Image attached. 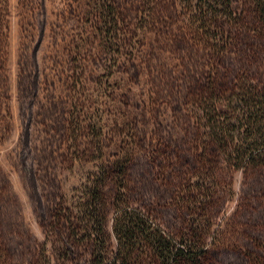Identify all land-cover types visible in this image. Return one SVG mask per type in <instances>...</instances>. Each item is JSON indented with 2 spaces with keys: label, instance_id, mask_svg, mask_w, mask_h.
<instances>
[{
  "label": "rangeland",
  "instance_id": "obj_1",
  "mask_svg": "<svg viewBox=\"0 0 264 264\" xmlns=\"http://www.w3.org/2000/svg\"><path fill=\"white\" fill-rule=\"evenodd\" d=\"M194 2L0 0V264H91L81 202L111 169L110 234L125 205L203 264H264V163L199 119L264 91V25L247 0L216 23Z\"/></svg>",
  "mask_w": 264,
  "mask_h": 264
},
{
  "label": "trees",
  "instance_id": "obj_2",
  "mask_svg": "<svg viewBox=\"0 0 264 264\" xmlns=\"http://www.w3.org/2000/svg\"><path fill=\"white\" fill-rule=\"evenodd\" d=\"M193 9L201 14L206 23L219 22L222 17L234 15V0H193ZM256 16L264 25V0H247ZM219 98L213 93L206 97L207 106L199 115L201 123L210 129L211 139L218 142L226 152L235 155L239 164L264 163V91L250 87L234 93L230 98L236 107L225 112L215 103ZM204 120V122H203ZM103 179L95 180L89 186L87 197L81 202L85 227L93 248L91 264H203L205 250L194 243L179 244L159 227H154L150 219L128 206H119L113 218L112 233L107 229L105 208L107 179L113 177V169L104 170ZM118 175V203L125 201L124 172ZM114 176V177H115ZM111 236L115 238V248L111 251ZM148 263V264H149Z\"/></svg>",
  "mask_w": 264,
  "mask_h": 264
}]
</instances>
